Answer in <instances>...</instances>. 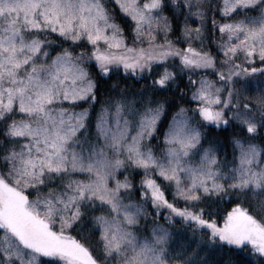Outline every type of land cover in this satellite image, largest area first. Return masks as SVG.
I'll use <instances>...</instances> for the list:
<instances>
[{
	"label": "snow or ice",
	"instance_id": "obj_1",
	"mask_svg": "<svg viewBox=\"0 0 264 264\" xmlns=\"http://www.w3.org/2000/svg\"><path fill=\"white\" fill-rule=\"evenodd\" d=\"M0 264H264V0H0Z\"/></svg>",
	"mask_w": 264,
	"mask_h": 264
}]
</instances>
